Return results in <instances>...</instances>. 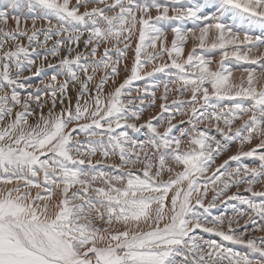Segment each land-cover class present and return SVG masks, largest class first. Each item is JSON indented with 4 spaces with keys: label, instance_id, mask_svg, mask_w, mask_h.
<instances>
[{
    "label": "snow or ice",
    "instance_id": "obj_1",
    "mask_svg": "<svg viewBox=\"0 0 264 264\" xmlns=\"http://www.w3.org/2000/svg\"><path fill=\"white\" fill-rule=\"evenodd\" d=\"M262 48L264 0H0V264H264Z\"/></svg>",
    "mask_w": 264,
    "mask_h": 264
},
{
    "label": "rangeland",
    "instance_id": "obj_2",
    "mask_svg": "<svg viewBox=\"0 0 264 264\" xmlns=\"http://www.w3.org/2000/svg\"><path fill=\"white\" fill-rule=\"evenodd\" d=\"M29 24H30V22H29ZM10 26H13V22H11V21H10ZM37 26L39 27V24H38ZM187 27H193V25L191 24V22L188 23ZM247 29H248V25H247V24H244V25H243V28H242V32H241V34H243V30H247ZM250 34H253V35H259V34H260V30H259V28H258L257 26H253V31H252ZM171 39H172V35H171V33H169V41H171ZM25 43H26V41H25ZM193 43H194V41L189 40L188 44L185 46V53H186V54H187L188 51L191 50V48H192V46H193ZM81 47H83V46L81 45ZM260 51H261V52H264V48L260 49ZM129 55H131V53H130ZM205 55H206L207 57L213 59L214 61H218V60H219V57H220V53H219V51H210V52H206ZM163 61L170 62L167 56H165V57L163 58ZM161 62H162V61H161L160 59H158V60L156 61L157 64H159V63H161ZM213 66L215 67V64H214ZM228 66L231 67V68H233V69H234V75H235L236 77H239L240 72L243 71V67H245V66H247V65L244 64L243 62H239V61H235V60H230V61L228 62ZM150 68H151V66L149 65V70H150ZM157 79H158V80H164V79H166V76L161 75V74H158V75H157ZM36 82L38 83V81H36ZM144 83H145V82H143V81L138 82V83H137V86H139V87L142 88L143 85H144ZM156 93H157V97H158V99L156 100V105H155V107H151V108H146V109H145V113H144V115H145L146 117H147V116H151V115L158 114V113L161 111V109H160V105H161L162 103H164V101L161 100V99H159V97H161V96L163 95V86H161L160 89L156 90ZM176 98H178V96H177L176 94L170 95V96H169L168 103L170 104L171 101H172L173 99H176ZM149 100H150V97L145 98V104H147V103L149 102ZM137 103H139V102H137ZM177 119H179V118H177ZM185 119H186V117H185ZM174 122H175V121H174ZM236 150H237V146H236V145H233V146H232V150H231V152H230L229 154H235ZM245 150H247V146H246ZM224 158H226V157H224ZM244 162H245V163H249V164L252 165V166H255V164L257 163L253 158H245V159H244ZM218 163H219V161H218ZM232 167L234 168V167H236V165L233 163V164H232ZM257 190H260V186H259V185L257 186ZM232 191H235V189H233ZM34 192H35V189L33 190V194H35ZM230 194H231V193H230ZM257 234H259V233H257ZM206 238H209V239H219V238L216 237V236H206ZM241 250H243V249H241Z\"/></svg>",
    "mask_w": 264,
    "mask_h": 264
},
{
    "label": "bare ground",
    "instance_id": "obj_3",
    "mask_svg": "<svg viewBox=\"0 0 264 264\" xmlns=\"http://www.w3.org/2000/svg\"><path fill=\"white\" fill-rule=\"evenodd\" d=\"M35 191H37V190H35ZM35 193V192H34Z\"/></svg>",
    "mask_w": 264,
    "mask_h": 264
}]
</instances>
